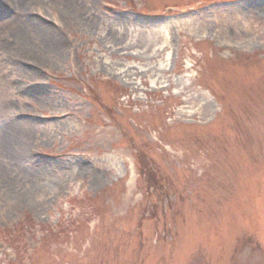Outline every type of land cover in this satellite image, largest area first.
Masks as SVG:
<instances>
[{
	"label": "rangeland",
	"instance_id": "1",
	"mask_svg": "<svg viewBox=\"0 0 264 264\" xmlns=\"http://www.w3.org/2000/svg\"><path fill=\"white\" fill-rule=\"evenodd\" d=\"M27 1L0 5V264H264V0Z\"/></svg>",
	"mask_w": 264,
	"mask_h": 264
},
{
	"label": "bare ground",
	"instance_id": "2",
	"mask_svg": "<svg viewBox=\"0 0 264 264\" xmlns=\"http://www.w3.org/2000/svg\"><path fill=\"white\" fill-rule=\"evenodd\" d=\"M19 2H20V0H17V1H15L14 2V4H19ZM13 19H19V18H17V17H13ZM49 44H52V46H54V45H56V44H58V40L56 39V38H53V39H50V41H49ZM58 48L60 47L59 45L57 46ZM17 121H15V123H16ZM2 137V136H1ZM3 138V137H2ZM77 166V168H79V170H80V167H79V165H76Z\"/></svg>",
	"mask_w": 264,
	"mask_h": 264
}]
</instances>
